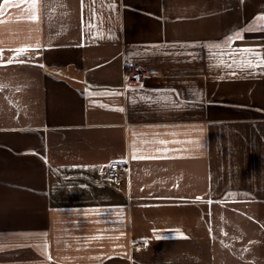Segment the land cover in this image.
Instances as JSON below:
<instances>
[{"label":"crops","instance_id":"1","mask_svg":"<svg viewBox=\"0 0 264 264\" xmlns=\"http://www.w3.org/2000/svg\"><path fill=\"white\" fill-rule=\"evenodd\" d=\"M30 2L0 0V264H264V0Z\"/></svg>","mask_w":264,"mask_h":264},{"label":"built area","instance_id":"2","mask_svg":"<svg viewBox=\"0 0 264 264\" xmlns=\"http://www.w3.org/2000/svg\"><path fill=\"white\" fill-rule=\"evenodd\" d=\"M155 74L153 69L132 67L129 69V81L131 82H140L146 76ZM126 175L125 167L118 162H111L108 164L101 174V179L106 182H118L120 179H123Z\"/></svg>","mask_w":264,"mask_h":264},{"label":"snow or ice","instance_id":"3","mask_svg":"<svg viewBox=\"0 0 264 264\" xmlns=\"http://www.w3.org/2000/svg\"><path fill=\"white\" fill-rule=\"evenodd\" d=\"M8 3H9V0H4V4H8ZM15 6L19 7L20 5H15ZM36 7H37V5L35 3V0H31V2L28 3V9L35 10ZM3 8H4V5L0 4V15H3ZM262 18H264V17H262ZM28 19L33 20V21L38 20V15H36L35 12L33 11L32 14L30 16H28ZM236 38H240L239 33L236 34ZM229 39H231V37ZM15 51L17 54H20L22 52L27 51V49L26 48H20V49H16ZM244 51H248V50L244 49ZM11 62H12V60L8 61V63H11ZM262 62H264V61H262ZM161 143H163V141ZM198 199H200V198H198ZM94 238L98 239L100 237H94Z\"/></svg>","mask_w":264,"mask_h":264}]
</instances>
